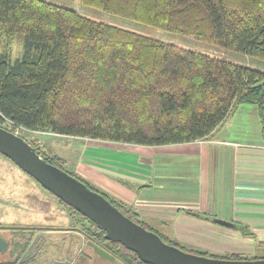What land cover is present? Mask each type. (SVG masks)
<instances>
[{"label":"trees","instance_id":"obj_1","mask_svg":"<svg viewBox=\"0 0 264 264\" xmlns=\"http://www.w3.org/2000/svg\"><path fill=\"white\" fill-rule=\"evenodd\" d=\"M80 2L264 60V0ZM0 25L4 32L0 126L10 120L34 131L166 145L206 138L240 104L253 103L259 110L264 138L262 69L100 21L47 0H0ZM15 42L22 43L23 53L13 60ZM29 142L47 162L85 182L132 220L154 230L132 206L69 169L65 159L52 150L37 141ZM56 198L78 218L87 241L102 246L118 262L151 264L121 243L107 240L105 231L93 221ZM238 227L245 235L253 234L246 225ZM157 233L164 241L200 255L258 258L184 246ZM16 255V260L21 257Z\"/></svg>","mask_w":264,"mask_h":264},{"label":"crops","instance_id":"obj_2","mask_svg":"<svg viewBox=\"0 0 264 264\" xmlns=\"http://www.w3.org/2000/svg\"><path fill=\"white\" fill-rule=\"evenodd\" d=\"M87 147L78 173L132 206L142 221L154 223L161 234L218 254H255L264 244V138L256 104H240L203 139L153 146L103 140L99 146ZM6 159L0 153V212L6 213H0V232L4 234L15 232L7 224L26 218L20 187L13 191L17 195H9L13 187L7 182L9 173L18 170ZM64 218L72 222L74 217L64 214ZM239 225L253 234H243ZM63 235L65 241L58 243L64 247L75 234ZM76 235L87 243L85 234ZM96 258L105 259L97 253Z\"/></svg>","mask_w":264,"mask_h":264},{"label":"rangeland","instance_id":"obj_3","mask_svg":"<svg viewBox=\"0 0 264 264\" xmlns=\"http://www.w3.org/2000/svg\"><path fill=\"white\" fill-rule=\"evenodd\" d=\"M47 1L77 9L82 14L90 16L94 19L125 27L127 29L152 36L169 43L177 44L189 49L209 52L228 60L264 70V60L249 56L241 52L228 50L208 44L194 38L191 35L170 32L157 27L145 25L134 20L121 17L119 15L111 14L106 11L84 5L80 2V0ZM3 40L4 32L0 25V53L2 52ZM22 53V43L15 42L12 47V59L14 60L20 57ZM1 124L10 129H14L17 133L23 135L28 140L37 141L42 148L52 150L61 158L65 159L67 163L66 166L69 169L75 171L80 176L82 175V177L84 175L78 173V165L82 159L83 153L89 147H87V145L99 146L101 142H103V140L85 137L60 135L47 131H34L24 127L17 128L8 120H5ZM95 148H97L96 146L94 147V150H97ZM5 157L6 156L3 155L4 159L7 158ZM10 162H12L10 163V167L16 168L19 173L15 170L13 171L10 169L11 171L9 173V181L7 182L13 187H11L8 192L9 195H17L14 194L13 191L20 187V197L25 199L24 212L26 218H20L19 221L17 220L14 222H10V224H7L10 225V228H12L13 231L15 230V232L7 231L6 234H4L5 232L3 231L0 232L10 240V247L6 252L7 254H0V263H6L16 260V254H19L21 255L20 258L26 255V261L30 264H119L118 261H110L108 259L106 260V258L101 262L98 261V258H96V253L93 251V249L89 247L86 242L84 243L82 238H79L76 235L84 234L83 226L78 221V218L73 215L62 203H60L55 196H53L47 190L43 189L44 187H42V185H40L36 180L32 179V177L28 173L23 172L20 167H17L18 165H14L15 163L13 161L10 160ZM17 173L20 174V181L17 180ZM21 175L25 176L23 181L24 183L21 182ZM10 200H13V198H11ZM11 211V213L18 212L17 210ZM0 213L6 215L4 211H1ZM64 214H72V216L74 217L72 221L73 223L65 219ZM11 216L8 215L6 219H10ZM149 225L155 231L160 232V229L154 223H149ZM66 226L67 229H65ZM47 232L52 235H46L45 233ZM35 233L39 236L37 239L34 238ZM59 234L62 235L60 236ZM63 234H75L71 238L67 239L68 242L64 247L59 246L58 243L59 241L64 240V238H62L64 236ZM32 247L35 248L36 254H34V252L32 251ZM65 253L69 255L65 257ZM243 255L258 257L257 259L264 258V244L260 245L259 248H257L255 254ZM61 256L65 258L59 259Z\"/></svg>","mask_w":264,"mask_h":264},{"label":"water","instance_id":"obj_4","mask_svg":"<svg viewBox=\"0 0 264 264\" xmlns=\"http://www.w3.org/2000/svg\"><path fill=\"white\" fill-rule=\"evenodd\" d=\"M0 153L13 161L23 171L32 176L46 190L52 192L69 206L93 221L105 231V238L119 242L136 252L140 259L151 264H264L259 259H226L188 252L170 244L154 230L132 220L101 193L66 170L47 162L21 134L0 126ZM213 222L231 225L222 219L209 217ZM95 253L110 261L117 258L102 246L87 241ZM10 247L8 237L0 234V254ZM119 264H125L119 262Z\"/></svg>","mask_w":264,"mask_h":264},{"label":"built area","instance_id":"obj_5","mask_svg":"<svg viewBox=\"0 0 264 264\" xmlns=\"http://www.w3.org/2000/svg\"><path fill=\"white\" fill-rule=\"evenodd\" d=\"M8 121H10V120H8ZM10 123L12 124V125H14L11 121H10ZM15 126V125H14ZM17 128L18 127H22V126H16ZM27 259H26V257H22V258H19V259H17V260H14V261H12V262H10V263H7V264H30V263H27V261H26Z\"/></svg>","mask_w":264,"mask_h":264},{"label":"bare ground","instance_id":"obj_6","mask_svg":"<svg viewBox=\"0 0 264 264\" xmlns=\"http://www.w3.org/2000/svg\"><path fill=\"white\" fill-rule=\"evenodd\" d=\"M7 254V253H6ZM6 254H4V255H6ZM1 256V255H0ZM2 258V257H1ZM3 261V260H2Z\"/></svg>","mask_w":264,"mask_h":264}]
</instances>
